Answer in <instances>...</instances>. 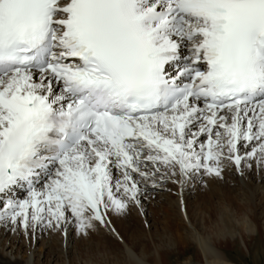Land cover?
I'll list each match as a JSON object with an SVG mask.
<instances>
[{"label":"snow or ice","instance_id":"6c2138e0","mask_svg":"<svg viewBox=\"0 0 264 264\" xmlns=\"http://www.w3.org/2000/svg\"><path fill=\"white\" fill-rule=\"evenodd\" d=\"M253 159L264 0H0L5 233L87 236L139 204L142 181Z\"/></svg>","mask_w":264,"mask_h":264},{"label":"bare ground","instance_id":"6f19581e","mask_svg":"<svg viewBox=\"0 0 264 264\" xmlns=\"http://www.w3.org/2000/svg\"><path fill=\"white\" fill-rule=\"evenodd\" d=\"M225 163L232 164L227 160L224 161ZM231 166L234 170H238L234 164ZM242 170L241 176L236 173L235 178L241 188L245 190L247 202L239 203V196H232L230 191H222L224 185L220 180H217L218 177L206 176L204 185H202L203 192L200 191L201 187L197 188L198 192L202 193L198 194V200L201 203L197 209L208 210L209 217L203 218L205 224H211L213 220H218L216 229L223 233L233 229L234 226L231 224L227 211L222 212V209L218 211L211 205V198L217 195L219 199L226 200L234 206L237 213L241 212L244 218L241 225L250 232V235L253 233L258 235L264 232V207L255 205L254 200L261 193L258 190L260 188L258 184L264 179V163L255 159L248 160L242 165ZM249 171L254 173L252 181L247 177ZM222 177L227 181L231 180L227 172H223ZM175 179L178 180V177ZM177 180L175 183L177 191L174 193L171 190L169 197L179 196L180 203L178 199L176 201L169 199V204L167 202L158 203L159 208L166 213L163 217L164 224L161 226V232H158L159 230L150 232V237H148V233L145 232L146 227L140 225V213L145 214V205L142 202L143 195L141 194L140 203L133 204V210L128 208L125 213L119 215L110 213L111 223L108 226L97 224L96 229L90 231L87 236H82L74 226L67 228L66 235L64 229L39 227L28 233L19 227L15 232L5 233L4 227L0 226V264H192L191 260L182 263L179 258L173 261L170 256L172 253L180 252V249L193 247V243H198L201 250V252L195 251L196 264H233L234 262L228 259L223 251V244L228 245V240L225 239L226 241L222 242L220 239L217 241L218 239L211 238L210 233L203 229L205 227L201 228L199 220H196L197 209L194 210L191 206L192 193H189L188 189L193 181L187 180L185 181L187 185L183 186L185 182L181 185ZM180 196L182 197L180 198ZM262 199H264V195L261 196ZM182 200L186 206L187 218L198 233L187 227L180 207ZM159 208H153L154 215L161 210ZM146 218L149 220L147 216ZM160 220V217H151L152 222L158 223ZM153 225L156 224L152 223L150 226ZM115 237L122 239L127 244L126 249H114L115 246L120 247L119 243L115 241ZM209 247L214 250V255L211 258L208 256Z\"/></svg>","mask_w":264,"mask_h":264},{"label":"rangeland","instance_id":"374dc122","mask_svg":"<svg viewBox=\"0 0 264 264\" xmlns=\"http://www.w3.org/2000/svg\"><path fill=\"white\" fill-rule=\"evenodd\" d=\"M227 165V166H226ZM232 165V164H231ZM231 165H228L227 163L224 164V172H227V175L230 177L231 180H228L224 177H218L217 180H220L222 184L224 185V188L222 191H230L232 196H239L240 202L242 203L244 201L247 202V196L245 194V190L241 188V186L238 184V181H236V173L241 176L240 173H243L242 166L236 170L233 169ZM234 170V171H233ZM254 173L252 171H249L247 173V177H249V180L252 181ZM223 176V175H222ZM205 177L203 174L196 176V177H191L188 180L193 181L190 183L188 189L189 193H192V197L190 198L192 204V208L196 210L199 206V200H198V194H202L201 192H198V187H201L200 191H202V185H204V180ZM139 179V177H137ZM158 183L157 187L153 188L151 181L147 182H141V187H142V202L145 205V214L140 213V225H143L146 227L145 232L148 233V237H150V232H161V226L164 224V216H165V211H163L161 208H159L158 203L160 202H167L169 204L170 201H176L178 199V202L180 203L179 196L169 197V193L172 190L174 193L177 191V186H176V180L175 177L172 179L165 180L164 182H159L160 177H156ZM187 181V180H186ZM187 183L183 186H186ZM258 187H260L258 190L261 192L260 195H257V197L254 200L255 205L264 207V199L261 200V196L264 194V179H262L261 183L258 184ZM221 188V187H218ZM182 191V189H181ZM203 192V191H202ZM182 196H180L181 198ZM217 195L213 196L211 198V205L214 207V209H217L218 211L222 209L223 211H227V214L230 216L231 219V224L234 226L233 229L230 231L226 230L224 233L221 232L220 230L216 229L217 221L218 220H213L211 224H205L204 217H209V212L208 210H196V220H199L198 222L200 223V227H205L203 228L206 230L209 234V236L213 239H218L217 241H222L225 242L227 239L229 244H223L224 246V253L227 255L228 259L233 261V264H264V232L260 233L257 235V233H253V235H250V232L246 230V228L242 227V222L244 220L243 215L241 212L236 211V208L232 206L229 202L226 200H222L221 198L219 199ZM169 199H171L169 201ZM213 199V200H212ZM198 200V202H197ZM169 201V202H168ZM159 208L156 215L153 213V208L155 209ZM181 209H182V214L184 216V219L187 223V227L189 229H192L195 233H198L196 229H194V226L190 223L188 220V214L186 211V206L185 203H183V200L181 202ZM256 207V206H255ZM258 207V208H259ZM130 210L134 209V205L131 204L129 206ZM224 209V210H223ZM129 210V212H130ZM130 214V213H129ZM146 216L149 218V220L146 218ZM218 216V215H217ZM151 217H160V221L158 223L156 221L152 222ZM162 217V218H161ZM219 217V216H218ZM204 221V222H203ZM152 223H155L156 225L150 226ZM207 226H205V225ZM212 226V227H210ZM157 227V228H156ZM214 227V228H213ZM157 229V230H156ZM233 230V231H232ZM218 232V233H217ZM263 235V236H262ZM115 241L119 243L120 247L115 246L114 249L116 250H122L123 248L126 249L127 244L125 242L118 238L115 237ZM122 240V241H121ZM231 244V245H230ZM193 247L189 249H180L181 251L178 253H172L170 258L174 261L179 258L180 262L185 263L188 262L189 260L193 261L192 264H196V260L194 259L195 257V251L201 252L198 243H193ZM226 246V247H225ZM38 248V246H37ZM203 257V256H202Z\"/></svg>","mask_w":264,"mask_h":264}]
</instances>
